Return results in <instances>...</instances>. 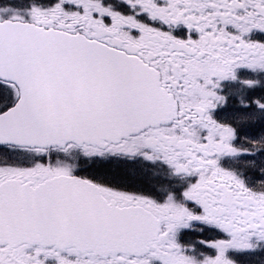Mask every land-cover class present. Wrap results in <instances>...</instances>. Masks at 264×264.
Returning <instances> with one entry per match:
<instances>
[{
  "label": "snow or ice",
  "instance_id": "obj_1",
  "mask_svg": "<svg viewBox=\"0 0 264 264\" xmlns=\"http://www.w3.org/2000/svg\"><path fill=\"white\" fill-rule=\"evenodd\" d=\"M0 264H264V0H0Z\"/></svg>",
  "mask_w": 264,
  "mask_h": 264
}]
</instances>
